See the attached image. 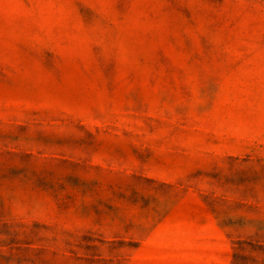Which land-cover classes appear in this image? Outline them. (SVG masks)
Wrapping results in <instances>:
<instances>
[{"label":"rangeland","instance_id":"374dc122","mask_svg":"<svg viewBox=\"0 0 264 264\" xmlns=\"http://www.w3.org/2000/svg\"><path fill=\"white\" fill-rule=\"evenodd\" d=\"M0 264H264V0H0Z\"/></svg>","mask_w":264,"mask_h":264}]
</instances>
